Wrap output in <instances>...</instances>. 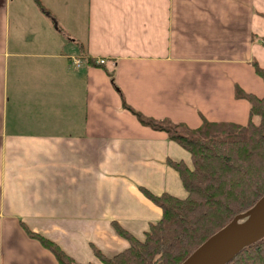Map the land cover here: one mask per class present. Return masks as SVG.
<instances>
[{
    "label": "crops",
    "instance_id": "obj_1",
    "mask_svg": "<svg viewBox=\"0 0 264 264\" xmlns=\"http://www.w3.org/2000/svg\"><path fill=\"white\" fill-rule=\"evenodd\" d=\"M0 0V264H104L162 215L139 190L184 197L189 154L142 114L246 123L264 95V0ZM83 31V32H82ZM106 59L113 80L82 58ZM80 58L79 66L73 59Z\"/></svg>",
    "mask_w": 264,
    "mask_h": 264
},
{
    "label": "trees",
    "instance_id": "obj_2",
    "mask_svg": "<svg viewBox=\"0 0 264 264\" xmlns=\"http://www.w3.org/2000/svg\"><path fill=\"white\" fill-rule=\"evenodd\" d=\"M40 5L39 0H34ZM264 41V37L261 38ZM87 64L102 67L113 80L114 67L98 64L84 55ZM264 82V69L252 62ZM235 97L249 104L246 123L203 119L197 127L169 118L156 119L142 114L123 101V107L152 130L163 132L169 141L185 150L191 160L167 159L186 192L178 197L168 192L152 194L139 187L142 194L160 207L161 218L151 223L144 239L138 240L118 222L110 225L126 239L128 247L111 257L93 247L104 264H180L213 233L234 216L248 210L264 195V95L257 96L235 87ZM22 226L52 253L58 264H81L64 252L54 241ZM227 264H264V237L247 246Z\"/></svg>",
    "mask_w": 264,
    "mask_h": 264
},
{
    "label": "water",
    "instance_id": "obj_3",
    "mask_svg": "<svg viewBox=\"0 0 264 264\" xmlns=\"http://www.w3.org/2000/svg\"><path fill=\"white\" fill-rule=\"evenodd\" d=\"M264 237V195L208 237L180 264H227Z\"/></svg>",
    "mask_w": 264,
    "mask_h": 264
},
{
    "label": "built area",
    "instance_id": "obj_4",
    "mask_svg": "<svg viewBox=\"0 0 264 264\" xmlns=\"http://www.w3.org/2000/svg\"><path fill=\"white\" fill-rule=\"evenodd\" d=\"M96 62L98 64H104L106 62V59H104V58H98V59H96ZM80 63H81L80 58L79 59L78 58L73 59V64L74 65L79 66Z\"/></svg>",
    "mask_w": 264,
    "mask_h": 264
},
{
    "label": "rangeland",
    "instance_id": "obj_5",
    "mask_svg": "<svg viewBox=\"0 0 264 264\" xmlns=\"http://www.w3.org/2000/svg\"><path fill=\"white\" fill-rule=\"evenodd\" d=\"M83 32V31H82Z\"/></svg>",
    "mask_w": 264,
    "mask_h": 264
}]
</instances>
